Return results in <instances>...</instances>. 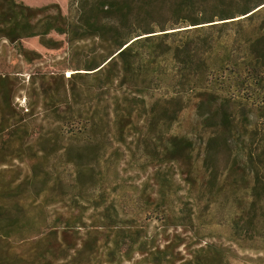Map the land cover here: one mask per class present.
<instances>
[{"label":"trees","instance_id":"1","mask_svg":"<svg viewBox=\"0 0 264 264\" xmlns=\"http://www.w3.org/2000/svg\"><path fill=\"white\" fill-rule=\"evenodd\" d=\"M51 5L0 0V41L15 44L31 60L23 38L38 35L42 44L53 47L59 40L50 32L65 33L76 65L68 75L49 73L48 87L42 86L41 93L52 113L65 104L69 136L83 133L91 144L87 154L65 145L66 161L75 166L71 199L85 198L81 185L93 178L83 171V158L96 160L100 125L112 123L117 140L123 142L134 115H143L147 126L169 122L192 92L198 124L207 131L199 142L206 181L211 179L218 192L231 178L230 200L238 209L232 220L235 233L246 234L249 226L264 224V0H80L73 20L57 3L53 11ZM165 59L175 65L174 91L148 100L146 93L161 80L157 76ZM17 78L16 73H0V144L17 139L20 152L34 108L16 110ZM29 82L34 83V76ZM195 145L188 134L168 133L159 154L189 165ZM222 148L226 161L220 166ZM187 174L184 178L194 182L190 170ZM95 200V205L104 202L103 190ZM111 205L98 227L82 219L79 225L87 228L80 238L65 236V254H43L41 260L26 263V256L3 243L0 264H230L224 246L211 241L193 246L179 233L162 246L143 247L149 240L139 239V229L121 225L109 213ZM190 216L185 215L188 222ZM67 224L65 229L77 227L75 222ZM135 243L138 257L131 252ZM91 246L102 251L97 254Z\"/></svg>","mask_w":264,"mask_h":264},{"label":"rangeland","instance_id":"2","mask_svg":"<svg viewBox=\"0 0 264 264\" xmlns=\"http://www.w3.org/2000/svg\"><path fill=\"white\" fill-rule=\"evenodd\" d=\"M22 1L32 6L50 3L52 11L55 10L54 3H57L71 20L79 12L80 0ZM183 24L185 22L166 27ZM49 35L59 40L57 46L42 44L38 35L22 39L31 60H27L15 44L0 41V73L18 74L15 81L17 92L13 99L16 110L23 112L26 107L34 108L33 119L29 121L26 138H23L26 144L20 152L17 139L0 144V231L8 232L0 236V248L4 243L8 249L26 256V263L33 259L41 260L43 254H65V236L78 240L87 228L79 225L82 219L87 225L98 227L103 214L108 213L106 207L113 203V213H109L117 217L121 225L139 229L136 231L139 239L149 240L143 247L148 243L162 246L167 238L179 233L184 241L193 242V246L205 241L224 246L230 264L262 262L264 224L257 228L249 226L246 234L235 233L232 220L238 209L230 200L231 178L218 192L211 179L206 181L199 142L200 135L205 137L207 131L198 124L194 109L196 96L192 92L187 94L186 105L169 122L159 120L147 126L143 115H134L133 125L125 128L127 135L123 142L117 140L112 123L100 125L96 160L83 158L86 163L83 171L92 173L93 178L81 185L85 198L78 202L71 199L75 166L66 161L65 145L70 144L72 151L86 154L92 149L83 133L69 136L65 125V104L57 116L48 109L41 93L42 86L48 87L49 73L68 75L76 65L72 60L75 57L69 53L65 33L51 31ZM85 43L87 41H78L77 44ZM174 67L171 60H162L157 76L161 80L148 89V100L173 93ZM32 76L34 83L30 84ZM22 132L18 131L17 135ZM168 133L193 137L196 148L189 165L164 160L159 154L163 138ZM54 147L56 150L53 151ZM225 161L226 151L222 148L218 163L222 166ZM189 170L194 182L184 178L188 177ZM241 186L238 190L244 196ZM100 190H103L104 202L95 205ZM187 213L191 214V222L185 217ZM181 221L188 223L183 226ZM73 222L77 227L65 229L67 223ZM240 225L245 227L243 220ZM136 247L135 243L131 251L134 257L140 255ZM95 251L98 254L102 250L96 248Z\"/></svg>","mask_w":264,"mask_h":264}]
</instances>
